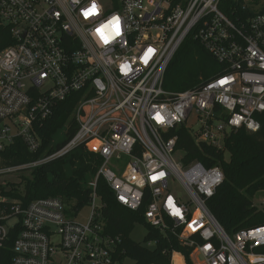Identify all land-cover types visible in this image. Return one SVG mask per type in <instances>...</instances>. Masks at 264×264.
<instances>
[{"label":"built area","instance_id":"built-area-1","mask_svg":"<svg viewBox=\"0 0 264 264\" xmlns=\"http://www.w3.org/2000/svg\"><path fill=\"white\" fill-rule=\"evenodd\" d=\"M221 2L0 0L11 38L0 50V154L16 139L41 149L43 121L70 95L77 101L71 136L66 123L63 139L53 137L37 159L4 165L0 157V253L9 248V264H125L120 238L104 233L99 177L123 207L145 204V222L188 249L191 264H264V224L228 234L207 207L222 170L175 160L177 135H169L185 126L196 144L224 150L231 130L254 133L263 123L264 11L242 15L245 3L232 19ZM187 38L220 71L194 89L167 90V68ZM86 154L100 164L83 184L84 223L76 220L83 207L59 197L13 195L38 167ZM169 253V264L176 254L187 264Z\"/></svg>","mask_w":264,"mask_h":264},{"label":"trees","instance_id":"trees-1","mask_svg":"<svg viewBox=\"0 0 264 264\" xmlns=\"http://www.w3.org/2000/svg\"><path fill=\"white\" fill-rule=\"evenodd\" d=\"M260 1L262 0H222L220 5L228 16L235 19L241 11V5L248 4L242 15L250 16L256 12L254 6ZM258 11H264V3ZM10 43L8 29L0 26V50ZM220 68L197 41L187 38L167 68L164 87L170 91L194 89L215 76ZM76 102V96L70 95L57 103L51 116L43 121L39 130L43 144L41 149L29 152L25 144L16 139L1 152V164L17 165L37 159L47 143L66 123L69 125L67 137L71 136L75 128L70 114ZM169 135H177L176 150L182 152V164L198 161L207 168L217 166L222 170L224 179L215 193L207 199V207L228 234L264 224V211L256 209L252 202L256 194L264 197V118L257 132L250 133L243 128L231 130L225 139L224 150L196 144L185 126L170 131ZM66 163L77 165L70 176L65 174ZM93 163L95 167L92 168ZM99 164L100 160L91 154L73 155L69 162L60 159L53 161L22 177L23 182L19 184V188L14 189L13 195L23 203L36 198L59 197L70 209L82 208L87 204L88 198V190L83 187L87 172L90 171V176ZM53 165L59 166L52 169ZM96 192L103 204L104 233L120 238L119 251H124L125 257L134 260V264H169V252L172 250L181 252L186 263L191 264L188 249L181 247L173 237L162 236L145 222V204L138 211L123 207L116 201L113 191L102 177L97 179ZM135 223H142L147 227L145 240H156L153 250L130 239L129 234ZM10 256L9 248H5L0 253V264H9ZM180 262L183 264L181 257Z\"/></svg>","mask_w":264,"mask_h":264},{"label":"rangeland","instance_id":"rangeland-1","mask_svg":"<svg viewBox=\"0 0 264 264\" xmlns=\"http://www.w3.org/2000/svg\"><path fill=\"white\" fill-rule=\"evenodd\" d=\"M263 3H264V0L260 1V3L258 5H255L254 6V9L257 10ZM192 121H193V119H189L187 121V125H191L192 124ZM194 127L196 128V125H194ZM66 128H67V124H65V126L62 129H60L58 131V133L54 136L55 140L61 141L63 139L64 134H65V131H66ZM181 156H182V152L181 151H176L173 154V157H174L175 160H180ZM226 156H227V154H226ZM71 158H72V156L67 157V158H64V159H60V160H65V161L69 162V160ZM125 161H127V160L126 159H122V162H125ZM57 166H59V165H56V166L53 165L52 166V169H55ZM76 166L77 165L73 166V165H70V163H66L65 164V167H64L65 174L67 176H70L73 173V171L77 168ZM93 167H95V164L94 163L92 164V168ZM89 173H90V171L87 172L86 180H90ZM83 179H85V178H83ZM85 183H86V181H85ZM172 186H173V193L175 195H181V196H183V191H182L181 187L177 183H173ZM252 202H253V206L256 209L262 210L263 204H262V197H261L260 194H256L253 197ZM88 212H89L88 207H86V206L83 207L79 211V213L77 214L76 220L78 222H80V223H84L86 221V219H87ZM147 232H148V229H147V227L144 224H142V223H135L134 226H133V228H132V230H131V232H130V234H129V237H130V239L132 241L141 244L146 249L153 250L154 249L153 245H149L148 244V241L145 240V236H146ZM134 263H135L134 260H132L129 257H127L125 259V264H134Z\"/></svg>","mask_w":264,"mask_h":264},{"label":"bare ground","instance_id":"bare-ground-1","mask_svg":"<svg viewBox=\"0 0 264 264\" xmlns=\"http://www.w3.org/2000/svg\"><path fill=\"white\" fill-rule=\"evenodd\" d=\"M173 264H181L180 257L177 254L173 257Z\"/></svg>","mask_w":264,"mask_h":264},{"label":"snow or ice","instance_id":"snow-or-ice-1","mask_svg":"<svg viewBox=\"0 0 264 264\" xmlns=\"http://www.w3.org/2000/svg\"><path fill=\"white\" fill-rule=\"evenodd\" d=\"M99 31V30H98ZM105 42H107V41H105ZM177 213H178V210H177Z\"/></svg>","mask_w":264,"mask_h":264}]
</instances>
